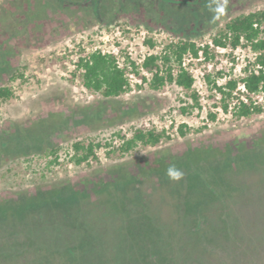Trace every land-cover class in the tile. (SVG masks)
I'll return each mask as SVG.
<instances>
[{
	"label": "rangeland",
	"instance_id": "1",
	"mask_svg": "<svg viewBox=\"0 0 264 264\" xmlns=\"http://www.w3.org/2000/svg\"><path fill=\"white\" fill-rule=\"evenodd\" d=\"M63 1L0 0V86L13 91L0 101V196L60 185L53 193L64 197L73 187L66 183L72 182L73 190L81 191L76 183L87 187L92 200L74 204L68 198L74 207L67 204L70 218L61 229L45 221L43 210L44 221L36 214L32 238L17 234L28 243L26 249L39 245L32 254L42 259L64 251V257L74 256L70 264H93L72 244L85 224L94 234L100 229L124 233L130 252L123 264L184 259L186 264H264V197H256L243 181L246 174L240 175L256 174L263 185L264 111L249 117H236L234 108L224 112L218 92L202 80L209 74L222 85L224 76L243 77L253 55L244 43L219 51L212 47L208 60L184 58L198 100L185 112L179 108L191 103L190 91L173 83L153 90L142 80L104 98L73 75L78 56L96 49L123 56L126 66L141 61L147 38L155 53L170 40L208 43L217 27L239 13L264 9V0H97L95 6ZM143 69L148 76L139 68L136 75L150 77ZM17 72L22 77L11 79ZM227 103L233 107L237 99ZM183 125L187 132L181 136ZM138 126L169 138L154 146L137 144L123 155L102 144L111 139L117 145L116 132L130 137ZM75 141L99 143L97 158L74 164ZM51 148L60 155L57 163L49 162ZM170 165L183 171L181 180L167 177ZM53 193L45 201L58 205ZM52 210L44 212L56 215ZM219 234L218 241L209 239Z\"/></svg>",
	"mask_w": 264,
	"mask_h": 264
},
{
	"label": "trees",
	"instance_id": "2",
	"mask_svg": "<svg viewBox=\"0 0 264 264\" xmlns=\"http://www.w3.org/2000/svg\"><path fill=\"white\" fill-rule=\"evenodd\" d=\"M81 1L85 4L91 2L90 4L93 6L98 3L97 0ZM64 2H66V0H64L62 4H64ZM145 42L150 46L154 45L150 38H147ZM211 42L213 46L226 47L229 45L233 48L244 43V45H248L249 48L256 53L254 59L243 67V77H228L222 85H217L215 79L211 78V75H205L208 87L220 92L223 109L227 110V100L235 98L232 92L237 89L239 82L243 83L248 93H263L264 95V9L239 13L232 16L224 22L221 27H217L214 35L211 36ZM211 49L212 47L209 43H205L200 47L189 38H181L175 42H167L159 52L149 54L144 58L142 67L150 72V77L146 78L142 76V80L153 90L162 88L166 83H173L186 91H190L189 96L191 103L181 106L179 110L185 112L190 108L197 107L198 100L195 92L192 90L193 77L183 66V60L188 53L191 54L192 57L197 58L199 51H201L203 58L208 60L213 57V55L210 54ZM131 64L132 69L137 72V65H135L133 61ZM222 72L223 70L216 71L218 74ZM21 73L22 72L14 73L10 78L15 79L17 76L22 77ZM73 75L79 77L84 88L99 93L104 98L117 97L128 89L125 68L117 64L116 57L113 54L103 53L100 50H93L86 55H79L75 63ZM12 96L13 91L9 86L5 84L0 86V101L7 100ZM248 99L249 102L237 99L238 101L233 107V114L236 117H249L254 113L260 114L264 111V105L254 103L250 97ZM210 117L213 118L212 115ZM186 132L187 129L184 125L178 128L179 135L183 136ZM114 136L121 139L117 145H112L111 139L105 140L102 144L109 147V152L117 151L121 155L129 152L137 144L154 146L159 143L162 138H169L167 135L165 136L164 132H156L152 128L145 126L134 127L131 130L130 137H125L119 132H116ZM98 147L99 143L89 142L84 144L81 141H75L71 145L72 153L70 155V160L76 165L95 160L97 158L95 149ZM189 149L190 148H188V150ZM48 154L51 156L49 160L50 163H57V160L60 159V155L57 153L56 149L51 148ZM242 173L246 174V180L243 181L252 186L248 187L246 185V187L252 188L256 197L260 196L263 198L264 170L260 174L263 185L259 184L258 181H260V179L256 177V174L252 176L251 172L246 171L240 172V175ZM66 184H72L74 187L72 182H67ZM76 184L81 187V191L79 187L74 188V190L72 187L71 194L64 197L59 194L54 196L53 192L60 185H51L50 187L35 185L33 189H24L19 192L0 196V250L4 249L5 251H9L4 252V254L3 252L0 253V264L74 263V256L70 255L66 258L64 257V251L62 254H54L51 252L43 259L34 256L32 253L36 252L39 245L34 246L32 250L29 251L26 249V245L28 244L26 240H23L17 234L23 231V236L28 234V237L32 238L31 234H35L36 232V214L42 216L44 221V215L41 214L42 210V213H45V221H50L52 223L51 227L56 225L57 228L61 229V225L64 226L66 223L65 219L68 217L70 218V208L74 207L72 200H70L69 204L67 203L68 198L73 197L74 204H78L80 201L88 202L89 199L91 200L86 194L87 187L80 183ZM62 185L64 184H61V186ZM64 187L62 186V188ZM50 192L53 193L51 194L54 196L53 199L59 201L58 205L49 204L45 201L49 197ZM18 200H22L21 204L17 203ZM13 202L15 205L12 207L9 203ZM67 204L70 208L67 207ZM242 204L244 205V203ZM53 208L54 210L51 212L56 210L57 214L46 215L50 212H44V210ZM211 219H213V217ZM72 228H76V225H73ZM80 228V234H78L77 238L75 237L76 241L72 243L74 244L75 250L79 251L80 256L87 253V259L89 258L88 261L93 264H123V262L126 261V256L130 252L128 249L130 242L124 237V233L120 235L121 231L111 230L112 235H110L109 232L100 229L97 230L98 233L94 234L90 232V227H86L85 224H80ZM219 237L220 234L209 239L218 241ZM14 254L15 259L13 258L12 261L11 259ZM5 258H7L6 260L8 263H4ZM237 258L238 256H234V262H236ZM186 263H189V261L184 259L180 260V263L177 264ZM206 264H208V262Z\"/></svg>",
	"mask_w": 264,
	"mask_h": 264
},
{
	"label": "built area",
	"instance_id": "3",
	"mask_svg": "<svg viewBox=\"0 0 264 264\" xmlns=\"http://www.w3.org/2000/svg\"><path fill=\"white\" fill-rule=\"evenodd\" d=\"M170 42H175V41L170 40ZM208 43H209V45H210L211 47H214V49L217 50V51H219V50H223V49H225L226 47H229V45H227L226 47L213 46L211 40H210V42H208ZM203 45H204V44H201L200 47L203 46ZM239 45H241V44H239ZM239 45H238V46H239ZM149 46H150V45L147 44L146 47H144V49H140L142 59H140V60H141L140 62H136V59H135V62H134V64H137V66L139 65L138 68H139V70H140V73H143V74H145L146 76H148V72H146V71L143 69V67H142V62H143L144 58H145L147 55L152 54V53H155V51H152L151 48H150ZM238 46H236V47H238ZM246 46L248 47L249 50H251V49L249 48L248 45H246ZM230 47H231V46H230ZM236 47H234V48H236ZM231 48H233V47H231ZM96 50H97V49H96ZM98 50H100V51L103 52V53H110V54H113V55L115 54L114 56H116V62H117V64H118L120 67H124L125 70L128 68V70L125 71L126 79H127V81H128V86L135 87V86H136V83H139V84L141 83V81H142V77L137 76V75H136V72L132 70V66H131V65H132V64H131L132 61H131V62H127L126 66H123V64H122V62L124 61V57H123V56L118 57V56H117V53H114V51H108V50H104V49H98ZM251 52H252V54H253V55H252V60H253L254 57H255V54H256V53H254L252 50H251ZM128 53L130 54V52H128ZM186 56H189L190 58H194V57H192L191 54H189V53H188ZM186 56H185V57H186ZM201 56H202L201 51H199L198 57L195 58V59H198V58H200ZM118 58H120V59H118ZM184 63H185V62L183 61V66H185ZM188 72H189V71H188ZM189 73H190V72H189ZM190 74H191V73H190ZM191 76L193 77V84H194V75L191 74ZM226 79H227V77L224 76V78H223L224 82L226 81ZM202 80L206 83V77H205V74L202 75ZM215 82H216L217 85H221L219 81H215ZM213 90L217 91L216 89H213ZM217 92H218V94H219L220 97H221L220 92H219V91H217ZM238 93H241V94H238ZM232 94L234 95V97L236 96V94H238V97H235V98H236V99H242V100L245 101V102H249V101H248V100H249V99H248L249 97L251 98V100H253L254 103H260L261 100L264 101V95H263V93H257V94H254V93H248V92L246 91V89H245V87H244V85H243L242 82H239V83H238L237 89H236L235 91H233ZM252 96H255V98H257V100H256V99H253ZM232 99H233V98H232ZM232 99H231V100H232ZM237 101H238V100H237ZM260 104H261V103H260ZM234 105H235V103H234ZM233 107H234V106H233ZM233 107H230V106L228 105V106H227V110H224L223 107L221 108V110H223L224 112H228L229 109H233ZM230 112H231V111H230ZM213 117H214V116H213Z\"/></svg>",
	"mask_w": 264,
	"mask_h": 264
},
{
	"label": "clouds",
	"instance_id": "4",
	"mask_svg": "<svg viewBox=\"0 0 264 264\" xmlns=\"http://www.w3.org/2000/svg\"><path fill=\"white\" fill-rule=\"evenodd\" d=\"M219 10L220 9H218V11ZM166 175L172 181H179L183 178L184 173H183V171L178 169L175 165H170L166 169Z\"/></svg>",
	"mask_w": 264,
	"mask_h": 264
}]
</instances>
